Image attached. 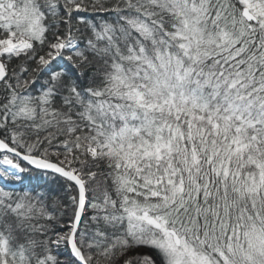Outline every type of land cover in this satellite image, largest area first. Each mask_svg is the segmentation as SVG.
<instances>
[{
    "label": "snow or ice",
    "instance_id": "obj_1",
    "mask_svg": "<svg viewBox=\"0 0 264 264\" xmlns=\"http://www.w3.org/2000/svg\"><path fill=\"white\" fill-rule=\"evenodd\" d=\"M0 264H264V0H0Z\"/></svg>",
    "mask_w": 264,
    "mask_h": 264
}]
</instances>
